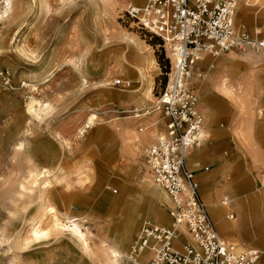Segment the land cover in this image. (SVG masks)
<instances>
[{
    "label": "rangeland",
    "instance_id": "obj_1",
    "mask_svg": "<svg viewBox=\"0 0 264 264\" xmlns=\"http://www.w3.org/2000/svg\"><path fill=\"white\" fill-rule=\"evenodd\" d=\"M145 1L0 0V264H100L93 251L98 253L108 237L131 232L129 250L145 221L171 224L166 191L155 184L156 190L152 178L154 191L161 195L155 196V203L166 221L156 220L147 211L144 214L141 207L120 211L125 191L122 180L141 189L149 172L146 149L165 130L166 118L155 104L171 72V51L126 13L129 3ZM258 10L259 25L264 26V0L247 5L245 17L237 20L235 15V23L254 28ZM200 53L211 60L245 54ZM261 58L256 62L258 71H264ZM119 77L132 79V87L114 85ZM195 81L192 77L191 82ZM258 109H254L255 116ZM155 118L158 130L153 133ZM127 120L138 122L129 127L130 139L124 144L117 127ZM219 124L226 126L224 116ZM136 134H152L154 140L139 148L133 140ZM253 140L264 155V135ZM20 141L22 149L17 146ZM217 141L232 154L237 145L247 150L250 137L243 145L237 138L210 136L204 126L201 146L194 150L209 153ZM204 166L211 167V163ZM44 170L50 171L48 187L41 177ZM256 173L258 185L254 178L253 185L244 180L243 194L259 188L264 162ZM133 177L136 183L131 182ZM224 195L232 194L226 191L220 201ZM234 209L242 226L238 207ZM113 221L118 224L116 232L112 225L106 226ZM74 224L85 234L87 245L73 234ZM242 240L245 246L264 248L262 235Z\"/></svg>",
    "mask_w": 264,
    "mask_h": 264
},
{
    "label": "built area",
    "instance_id": "obj_2",
    "mask_svg": "<svg viewBox=\"0 0 264 264\" xmlns=\"http://www.w3.org/2000/svg\"><path fill=\"white\" fill-rule=\"evenodd\" d=\"M243 1L146 0L126 8L129 18L171 51V72L155 104L166 118L165 130L146 149L145 158L154 183L170 198L173 222L145 221L124 264H256L262 255L257 248L241 247L220 235L196 173L187 164L189 151L203 140L205 124L199 93L191 82L198 53L254 51L264 56V26L250 30L235 23ZM114 85L129 89L133 81L119 77ZM229 203L225 196L222 204ZM228 216L233 219L235 213Z\"/></svg>",
    "mask_w": 264,
    "mask_h": 264
},
{
    "label": "crops",
    "instance_id": "obj_3",
    "mask_svg": "<svg viewBox=\"0 0 264 264\" xmlns=\"http://www.w3.org/2000/svg\"><path fill=\"white\" fill-rule=\"evenodd\" d=\"M246 8L247 7L244 8L245 11ZM259 13L260 11L258 10L255 14L256 26L254 28H249L247 26L250 30L261 27L259 25ZM222 56L223 59L219 62L218 60L209 59L210 56L204 53L203 58H205L206 62L197 60L199 62L198 70H194V75L192 76L196 81L192 84L199 93V109L205 117L204 126L206 128V132H209L210 136L214 134V136L220 139L226 136L232 137L233 140L237 138L241 144H243L242 142H245L246 137L249 136L250 141L247 145L249 148L246 146L247 150H244L242 147L237 145L234 150L235 152L228 154V152L223 150L220 142L217 141L212 144L210 152L206 154L200 148H196L197 150H194L195 147L192 148L187 157V164L189 168L194 170L196 173V178L200 184V193L201 195L203 194L202 197L206 200L205 202H207L209 210L213 211L217 209L218 211H221L220 209L222 207L225 208L224 211L219 213L215 211L214 216H212V218L214 217L213 219H215L214 221L217 224L220 235L230 242L238 243L240 246H245L242 240L243 237H255L262 235V241L264 243V228L262 229L261 227L256 229L257 226H264V174H260L261 183L259 188L256 189V186L258 185V176L256 177V172L257 168L262 162H264V155H261L259 147L253 140V137L258 136V134L264 135V71H258L257 68L259 65L257 63H253L255 69H253L254 71L251 70L250 62L246 61L248 62L246 65L242 64L238 61V56H235L234 54ZM203 64L211 65V67L200 66ZM215 65L217 68H213ZM250 75L254 76L253 79L243 80L245 76ZM224 79L226 80L225 82L223 81ZM229 81H231L232 84ZM196 82H199V84ZM239 82H242V86H240ZM220 84H224V87L228 90H232L233 93L226 92V94L219 87ZM138 103L141 104L140 101H138ZM258 107L259 113L257 112V115L255 116L256 110L254 109H257ZM223 116L226 118V126H221L219 124V121ZM139 117L137 116V118ZM122 122V129L124 126H129L132 129V126H134L138 121L127 120ZM240 132H243V134L239 137L238 134ZM127 133L128 132H126V134L124 133L122 136L117 134L119 136L118 139H120L124 144L128 141V139H130L128 137L130 133ZM137 135L139 134H136L133 137V140L137 143L136 145L138 147L140 145L146 146L154 140L152 135L145 134V137H143L144 135L136 137ZM129 147H133L134 149L135 146ZM129 147H126L128 156L130 154ZM120 149L122 150L121 147ZM251 150L253 151L252 153ZM239 157H243V161L241 160L242 162L240 163L238 161ZM207 161L211 163V167H202V165ZM131 165L133 166V162ZM200 165L201 167H199ZM226 176L228 177L225 178ZM253 178L255 179L256 186L249 194H247L253 195L252 197H249L241 192L243 188L241 182H244V180L247 179L251 180V185H253ZM139 179L141 181L145 179V177L143 179ZM231 180H234V182H231ZM121 184L123 188L125 187V191L121 194L124 195V197L120 211L128 213L130 210L139 207L141 203L139 202L138 195H142V192L141 189H138V187H130L125 180H122ZM153 185L155 187L154 181ZM202 185L203 187L201 192ZM156 188L157 187H155V189ZM224 189L226 190L224 191ZM226 191L232 194L222 196V199H224L225 196H229L230 203L228 205L222 204V199L221 201L219 200V196ZM235 207H238L239 214L243 218L241 224H243V221L244 224L242 226L238 221L239 219L236 217L237 212L234 209ZM232 212L235 213V217L233 219L228 216ZM210 213L212 215V212ZM220 213L221 216H219ZM171 222L172 220H170V223ZM221 231L225 236L221 233ZM257 249L264 251V248ZM259 260L260 261L256 264H264V254Z\"/></svg>",
    "mask_w": 264,
    "mask_h": 264
},
{
    "label": "bare ground",
    "instance_id": "obj_4",
    "mask_svg": "<svg viewBox=\"0 0 264 264\" xmlns=\"http://www.w3.org/2000/svg\"><path fill=\"white\" fill-rule=\"evenodd\" d=\"M255 2V0H245L244 2H242L238 8H237V14H236V17L237 20L239 19H242L245 17V12H244V8L247 7V5H249L250 3L252 2ZM254 7V6H253ZM240 14V15H239ZM261 16L264 18V10L262 11L261 13ZM245 54L244 55H238V61H240V63L242 64H245L250 62L251 63V70L255 69V67L253 66L254 64H256V62L258 61H262V58L261 57H264L262 54H256L257 52H254V51H248V52H244ZM206 54V53H205ZM204 56V53H198V61H203V62H206L205 58H203ZM236 56V55H235ZM253 57H257L256 60L254 61H251V59ZM223 59V56H220L217 60L220 62L221 60ZM248 61V62H246ZM254 63V64H253ZM258 64V63H257ZM254 71V70H253ZM197 72V71H196ZM253 74V73H252ZM200 76V75H199ZM253 75H250V76H245L243 80H251L253 79ZM194 78V77H193ZM224 78V77H223ZM226 79V78H225ZM223 80L224 82L226 80ZM239 81V80H238ZM223 82V83H224ZM240 83V86H242V82H239ZM219 87L226 93H233L232 90H228L226 89V87H224V84H220ZM226 93V94H227ZM146 113H148V111H146ZM142 116V115H140ZM156 116V113L154 114V116L152 117H155ZM157 118H155L153 120L152 123V126H154V130H153V133H156V131L158 130V127H157V122H156ZM129 129V126L126 127L124 126L123 129L121 128V126L118 128L117 127V130L119 131L118 132V135H123L124 133L126 134V132L128 131ZM158 133V132H157ZM152 135V134H151ZM146 135H144L143 137H145ZM148 137V136H147ZM19 147V149H22L23 148V141H20L17 145ZM201 146V144L199 145ZM191 151V150H190ZM189 151V153H190ZM188 153V155H189ZM150 172V171H149ZM148 171H146L147 173V179L145 181H143L144 183H140V186H141V192H142V195H140L138 198H139V202L141 203L139 205V207H141V211L146 214V211L148 212V214H150L151 216H153L156 220L158 221H166V217L165 215L162 214L161 212V209L158 207L157 203H155L156 199H155V196H160L161 195L157 192L154 191L153 189V185L152 183L150 182V178L151 177V173H149ZM43 175L41 177H44L43 179V184H44V187H48L50 185V181H49V174H50V171L49 170H44ZM123 179V178H122ZM133 183L135 181L134 177L132 178L131 180ZM157 185V184H156ZM158 186V185H157ZM22 187V186H21ZM163 190V189H162ZM164 191V190H163ZM165 192V191H164ZM166 193V192H165ZM167 194V193H166ZM168 196V194H167ZM166 197V196H165ZM169 198V196H168ZM217 203V202H216ZM170 205V198H169V203L166 205V210H167V207ZM216 206V205H215ZM221 208V207H220ZM214 209V208H213ZM149 210L151 212H149ZM153 210V212H152ZM221 211H224L225 208L222 207L220 209ZM212 212V215L214 216L215 214V211H217V213L221 212V211H218L217 209L216 210H210ZM125 215V214H124ZM219 216H221V213L219 214ZM223 216V215H222ZM125 217V216H124ZM122 221V219H120ZM173 222V221H172ZM171 222V224H172ZM234 222V221H232ZM113 226L114 228V232L118 231L117 230V222L113 221L109 224V222L107 223V227L109 226ZM182 229H184L183 227H181ZM72 232L73 234H75V236L82 241L83 244L87 245L88 244V240L85 236V234L77 227L76 224H74L73 228H72ZM34 234H38L37 230H34ZM116 234V233H115ZM131 234V232H123L121 231L117 236H114V238H111L109 239L108 237V243H102L101 246L99 247V252H95L93 251V255H94V258L100 263V264H122L124 262V257L128 255L129 253V250H127V244H128V238H129V235ZM104 237H107L106 235ZM185 239H188V238H185ZM238 244V243H237ZM239 245V244H238ZM240 246V245H239ZM241 247H244V246H241ZM260 250V249H258ZM260 252L262 253V256L264 254V251L260 250ZM261 256V258H262ZM143 258L144 257H147V256H142ZM260 258V259H261ZM260 261V260H259ZM258 261V262H259ZM98 264V263H97Z\"/></svg>",
    "mask_w": 264,
    "mask_h": 264
}]
</instances>
